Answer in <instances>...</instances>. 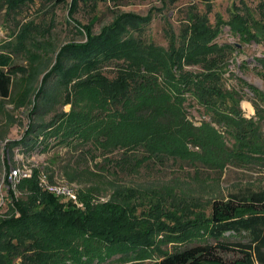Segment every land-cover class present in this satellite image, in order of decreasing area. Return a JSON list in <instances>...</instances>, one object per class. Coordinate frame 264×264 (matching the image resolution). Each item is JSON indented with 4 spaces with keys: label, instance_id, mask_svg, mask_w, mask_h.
<instances>
[{
    "label": "trees",
    "instance_id": "obj_1",
    "mask_svg": "<svg viewBox=\"0 0 264 264\" xmlns=\"http://www.w3.org/2000/svg\"><path fill=\"white\" fill-rule=\"evenodd\" d=\"M243 7L245 15L228 21L218 16L213 26L204 18L211 8L204 15L191 8L179 35L171 28L165 32L166 47L142 39L148 15L119 13L97 34L93 22H75L85 41L60 47L52 43L49 25L39 51H30L23 64L0 54V142L6 141L9 157L16 148L27 158L57 147L78 153L62 163L55 157L33 168L32 177L9 192L6 212L0 214V264H57L68 252L75 262V256L88 257L78 264H126L110 260L124 256V249L94 260L82 254L89 248L80 242L97 228L108 227L102 232L109 236L118 234L126 206L141 210L136 202L155 197L162 202L160 210L193 212L210 228L203 241L163 254L152 264H264V188L245 185L224 192L218 182L227 165L258 166L264 172L263 115L232 118L241 98L226 88L224 75L234 47L215 42L225 26L243 41L264 38V0L259 20ZM107 67H112V79L102 76ZM88 76L90 87L80 84L84 92L74 90L71 100L65 98L72 77ZM250 89L264 103V94ZM89 96L96 103L90 110L76 105ZM189 99L211 122L196 127L187 119ZM65 101L71 104L69 112L62 109ZM7 104L13 107L10 113ZM24 106L26 129L19 140L10 141V129L20 122L14 111ZM213 124L226 128L231 150ZM95 157L101 161L90 165ZM171 167L175 176L166 182L133 186L118 180L119 174L135 176L143 169L160 174ZM41 173L50 181L56 176L76 185L81 207L44 192L37 182Z\"/></svg>",
    "mask_w": 264,
    "mask_h": 264
},
{
    "label": "rangeland",
    "instance_id": "obj_2",
    "mask_svg": "<svg viewBox=\"0 0 264 264\" xmlns=\"http://www.w3.org/2000/svg\"><path fill=\"white\" fill-rule=\"evenodd\" d=\"M75 1L63 0L60 3L56 0H0V54L12 57L15 63L23 64V58L30 51H39L40 41L46 38L45 29L49 25L51 41L55 47H60L69 42L85 41V38L76 32L75 22L81 25L93 22L92 31L97 34L102 27L110 25L119 13H135L143 17L148 15L150 20L143 26L142 39L166 47L165 32L171 28L175 35H179L186 21V12L191 8L203 15L207 8H211V12L204 18H207L213 26L218 16L223 21H228L233 16L245 15L242 9L245 5L247 11L259 20L261 17H259L258 7L262 0H122L119 5H115L112 0H83L75 4L71 10ZM232 13L237 14L231 15ZM215 42L219 45L230 44L234 47L228 54V66L224 75L226 88L235 90L241 98L238 104L239 112L234 114L235 116L232 115V118L256 120V116L262 114L261 126L264 133V103L253 95L250 89L253 87L264 94V38L256 37V40L243 41L225 26L221 28ZM111 68L107 67L102 72V76L112 79L114 73L110 70ZM184 69L195 73L199 71V68L195 66H185ZM89 78L90 76L80 79L72 77L66 85L65 98L68 96L71 100L74 90H77L76 93L84 92L80 84L86 82L85 87H90ZM95 104L91 96L76 103L88 110ZM185 106L187 119L194 126L197 127L202 122H211V119L191 99L186 102ZM62 109L64 112H69L70 102L65 101ZM6 110L9 113L12 112V105L7 104ZM27 114L26 106L14 111L15 117L20 122L10 129L7 135L8 140L16 141L21 138L28 122ZM0 120H2L1 116ZM211 127L220 133L223 144L231 150L232 142L226 135V128L215 124ZM193 149L196 151L197 148ZM77 155L78 153H68L65 149L57 147L47 153L35 151L28 158L23 155L21 159L20 152L17 157L15 154L9 157L6 141L0 142V182L5 181L4 177L7 176L10 166L25 163L35 165L34 169H40L48 165L49 161L55 157H58L56 158L57 163H62L63 160ZM90 161V165L99 163L101 157H95ZM174 170L175 168L171 167L158 174L143 169L135 176L119 174L118 180L133 186L151 182H166L175 176ZM184 170L188 171L189 167H185ZM222 170L224 172L218 182L224 192L235 186L252 185L255 188H264V172L258 166L244 168L227 165ZM11 190V186L3 182L2 193L6 204L10 202L9 192ZM16 194L19 195L18 192ZM106 199L107 197H102L101 201ZM160 203H162L161 200L159 201L156 197L142 199L136 202L137 206H143L141 210L134 209L133 204L129 203L120 222L122 231L112 236L102 232L108 227L97 228L96 232H89L85 235L84 241L80 242L89 248V252L82 251V254H89L93 256L91 259L98 260L102 259V256H107V253L116 252L121 248L125 250L124 256L117 254L110 260L118 259L119 262H126V264H152L163 254L178 251L195 242L203 241L207 237L210 223L203 217L198 218L193 212L189 213L186 210L182 214L172 208L160 210L161 208L158 207ZM6 209L7 205L3 208L2 214L6 212ZM71 254L72 252L62 254L63 258L56 263L78 264L81 261H88V257L75 256L79 259L75 262Z\"/></svg>",
    "mask_w": 264,
    "mask_h": 264
},
{
    "label": "built area",
    "instance_id": "obj_3",
    "mask_svg": "<svg viewBox=\"0 0 264 264\" xmlns=\"http://www.w3.org/2000/svg\"><path fill=\"white\" fill-rule=\"evenodd\" d=\"M13 152L17 157L20 151L18 148H16L13 150ZM19 157H21L22 159L23 154H21V156ZM34 167L35 165H27L25 163L16 164L9 167L7 176L4 177L5 181L0 182V214H2L3 208L8 204H6L5 198L2 193L3 182L9 184L14 192L19 181L32 177ZM37 182L39 187L44 192L55 196L61 201L69 202L76 207H81L78 196V188L76 185L65 183L63 180L57 179L56 176L53 178V181H50L48 176L42 173L38 175Z\"/></svg>",
    "mask_w": 264,
    "mask_h": 264
}]
</instances>
